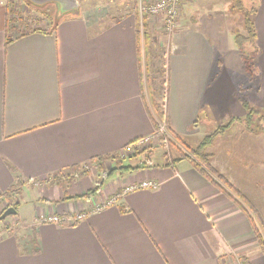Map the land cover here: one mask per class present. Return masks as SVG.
Masks as SVG:
<instances>
[{"label":"crops","instance_id":"crops-1","mask_svg":"<svg viewBox=\"0 0 264 264\" xmlns=\"http://www.w3.org/2000/svg\"><path fill=\"white\" fill-rule=\"evenodd\" d=\"M252 2L260 49L256 77L262 85L252 94L253 104L245 101L264 118V0ZM194 4L206 7L205 0ZM138 16L101 22L75 13L55 27L49 24L45 33L13 37L8 7L0 2V195L24 183L15 215L23 232L0 236V264H264L247 210L192 159L178 160L190 155L180 145L162 163L116 170L117 178L84 197L95 185L92 171L81 175L91 159L117 157L129 143L155 131L145 94L163 80L156 58L161 29L155 31L158 19ZM223 20L230 28L225 14L210 25ZM192 21L170 37L167 129L194 149L230 124L206 149L209 164L222 181L250 195L242 182L259 167L253 171L249 163L264 158V120L248 128V110L234 90L232 102L244 108L239 118L226 114L224 124L201 132L200 125L214 119L210 115L219 117L212 107L202 111L218 54L211 38L196 29L197 17ZM223 37L229 44L220 46V57L226 46L238 52L239 70L247 75L233 29L220 30L218 39ZM219 61L216 79L231 68ZM147 180L158 186L132 188ZM80 213L87 215L74 223L45 221Z\"/></svg>","mask_w":264,"mask_h":264},{"label":"rangeland","instance_id":"rangeland-1","mask_svg":"<svg viewBox=\"0 0 264 264\" xmlns=\"http://www.w3.org/2000/svg\"><path fill=\"white\" fill-rule=\"evenodd\" d=\"M78 1L79 7L76 10L67 13H61L59 11V6L56 3H51L49 5L46 4L47 6L44 5V7H38L37 5L31 3L29 0H4V3H6L8 7V12L10 13L11 35L13 37H16L20 32H28L30 30H33L34 27H43L45 29L51 22H54L53 20L56 15H62V17H64L65 15L76 13L82 14L91 19H98L100 17L102 19V21L100 19L101 22L110 19V17L138 15V0ZM194 1L195 0H191L184 3L186 6L184 4L182 5L180 18L176 28H178L181 24V26H193L194 22L192 20L197 17L198 21L197 25H195L196 29L211 38V40L214 42L213 44L216 47V52L218 54V63L215 62L216 72L214 65V73H212L208 82L207 93L203 101L202 111H205V109H207L208 107H212L211 109L214 108V110H218L219 117L210 115L209 118L213 117L214 119H211L210 123L200 125L201 132L203 133L210 128H215V126L220 122L224 124L223 118L227 120V117H225L226 114L231 116H238L237 118H239L241 114L240 111L244 108L232 102V93L234 90L235 92L238 90L236 94H234V96L236 95L240 100H247L250 104H253L254 96L252 94L257 91L258 88L260 89L262 82L258 79V77L252 79L239 70V64L241 62L238 52H234L231 50L229 51L227 50L226 46L222 57H220V46H222L226 41L227 44H229V40H227L228 38L226 37L218 39L220 30L227 28L228 30L233 29V31L235 29L243 31V15L241 13L233 11L231 6L233 0H230L228 3L216 0H205L206 7L204 8H200L195 5ZM243 2L247 7L253 5L252 0H243ZM52 9L53 11H51ZM46 11L51 14L52 19H50L48 16H45L44 12ZM223 14H225V17L228 16L227 21L230 25V28L224 26L226 25V22L224 20L220 21L216 25H210L212 23H216L220 19V16ZM250 17L252 19L251 15ZM154 19H158L159 23V28H157V30L155 29V31H159L160 29L162 31H160V41H162V44L157 42L158 48L156 49V51L158 53L156 58L161 64L162 70L160 74L162 75L163 80L160 83V87H158V84L153 92L150 89L149 93L148 91H146L145 95L151 111L154 113V115H156V111L154 110L152 104L155 101V98L157 99L162 109H165L166 106L165 91L167 83V54L170 50V41L172 37L170 38L166 34L165 28L163 27V20L159 18V16ZM226 33L227 31L225 30V34ZM143 34L145 35V32H143ZM219 60H222L224 64L226 63L231 65V68H224L226 70L224 77L216 79L218 70L221 66V61ZM203 115L204 113L201 114V117ZM259 115L260 114H257L256 117L250 122L247 117L244 120H246L247 125L253 124L260 127L263 125L261 122L264 120V118L260 117ZM203 119H201L202 122H205ZM179 145V143L178 145L171 144L169 140L165 141L163 137L155 134V137L151 139L148 146H141L134 151H130L129 154L125 156V158H123L119 154L120 156L112 157L109 160L107 159L106 161H103L102 164L93 163L92 166L84 167V169L88 170V173L92 171L91 174L94 176L96 184V182L100 181L103 176L109 171L117 169L122 165H135L139 162L141 163L142 161L148 160V158H150V160H152L154 164L162 163V161L168 160V157L172 159L177 151L174 147H180L181 145ZM247 155L250 156V154ZM257 159L261 160L262 163L257 161H254V164L249 163V165H251L249 167H252L253 171L254 165H259V167H256L255 173L251 177H249V179L244 180L245 182L242 183L246 186L247 191L250 193V195H244V199L247 201L252 214L258 219V222L260 223V226L264 231V166H261L264 165V158L261 157V159ZM116 172L118 171L115 170L112 174L108 175L105 181L107 182L108 180L110 181L117 178ZM238 175L241 177V175L244 174ZM214 178L220 181L217 176H214ZM220 183H223V181H220ZM5 207H7V201H5V199H0V213ZM23 225L24 224L21 222L20 218H17L16 216H9L5 220L0 221V232L19 234L23 232Z\"/></svg>","mask_w":264,"mask_h":264},{"label":"trees","instance_id":"trees-1","mask_svg":"<svg viewBox=\"0 0 264 264\" xmlns=\"http://www.w3.org/2000/svg\"><path fill=\"white\" fill-rule=\"evenodd\" d=\"M51 3H48L47 5H49ZM45 5V6H47ZM232 9L234 12H238L241 13L243 15V26H242V30L240 31L239 29H235L234 32V42L236 44L237 49L240 52L241 58H242V62L245 68V71L247 73V75L254 79L257 75V57L260 53V49L257 45V28L254 22V16L257 14V7L256 5H250V7L245 6L243 0H233L232 1ZM40 7V6H38ZM44 7V6H41ZM53 11V9L51 10ZM57 12V11H56ZM58 13V12H57ZM45 16H48L50 19H52L51 14L46 11L44 12ZM250 15L252 16V19L250 17ZM62 15L61 16H57L54 18V22H51L50 24H52L54 27L55 25L58 23V21L60 19H62ZM145 23V22H144ZM55 29V28H54ZM144 32H145V38H146V26L144 24ZM9 31V29H8ZM32 32H41V33H45L47 32V28H43V27H34L33 30H30ZM28 31V32H30ZM28 32H20L18 34V36H24L25 34H27ZM11 36V35H10ZM16 36V37H18ZM12 39L9 38L7 39V43L11 42ZM167 92V86H166V91H165V96ZM242 104L246 107V109L248 110V114H247V118L249 119V122L251 120H253L256 115L258 114L255 110H253V108L250 106V104L248 102H246L245 100H242ZM153 107L154 110L156 111V115L155 118L153 116V120H154V124H155V129L158 127V123L159 121H165L166 122V114H165V109H162L161 106L159 105V103H157L156 101H154L153 103ZM262 117V116H260ZM236 119H234L235 121ZM233 121V122H234ZM230 124H226L221 126L220 128H218L215 132L207 135L206 137H204V139L199 143V145L196 148H190L185 141H183V139L180 136H176L173 133H171L170 131H168L169 135H170V139L169 141L171 142V144H180L183 148H185L186 150H188L190 152V155H186V154H182L178 160L181 159H185V158H189L192 159L193 162L195 163L196 168H198V170H200V172H202L203 175L209 177L215 184H218L219 187L221 186L220 181H222V176H220L219 174H217L211 167L209 164V159L211 157V154L208 153L206 151V149L212 144L214 138L220 134L221 132H224ZM253 124H248V128H250ZM136 141V140H135ZM133 141V142H135ZM131 142V143H133ZM130 143V144H131ZM118 156H120L118 154ZM113 156H111L110 158H112ZM125 158V157H124ZM109 160V157H105V159H101L99 157L97 158H93L91 159V162H98V163H103V161ZM102 161V162H101ZM150 158H148V160L142 161L141 163L133 166V165H122L119 166L117 169H113L112 171H109L107 174H105L103 176V178L100 181H97L96 184L94 185V187L90 190H88L85 194L84 197L88 198L90 196L95 195L102 187V185L106 182L105 180L107 179V176L112 174L115 170H121V171H132V170H138V169H142V168H146L151 166L150 165ZM84 167H87V165H85ZM84 167L82 168V173L81 175L87 174L88 170L84 169ZM77 168H75L74 170H76ZM72 170V169H70ZM73 170V171H74ZM60 176V175H59ZM214 176H217V178L220 180L218 181L217 179L214 178ZM23 185L24 183L21 181H18L16 184H14L13 186H11L3 195H0L1 199H5V201H7V207H14L15 209H18L19 203L16 201L17 197L20 196L22 190H23ZM223 185L224 186H228V189H231V194H234L235 196H237V198L240 201V205L241 207L245 210H247V213L249 215L250 221L252 223V227H253V231L255 234V237L258 241V244L262 250V253L264 254V231L262 229V227L260 226V223L258 222V219L250 213V211L248 210L249 205L247 203V201L244 199V196L237 191L236 189H234L231 185H228L227 182L223 181ZM223 186V190H227L228 189H224L225 187ZM72 197L67 196L66 199H70ZM5 208V209H6ZM3 209L0 213V215L3 213V211L5 210ZM250 209V208H249Z\"/></svg>","mask_w":264,"mask_h":264},{"label":"built area","instance_id":"built-area-1","mask_svg":"<svg viewBox=\"0 0 264 264\" xmlns=\"http://www.w3.org/2000/svg\"><path fill=\"white\" fill-rule=\"evenodd\" d=\"M188 1L191 0H138V15L140 16L142 21L149 20V18H156L157 16H159V18L163 20V27L165 28L166 34L168 35V37H171L176 30L175 29L176 26L178 25L182 5ZM0 2H4V0H0ZM155 134L160 135V137H163L165 141L171 138L168 133V129L166 127V122L159 121L158 127L151 135L137 139L135 142L131 144L129 143L120 153V155L124 158L129 154L130 151H134L135 149H138L141 146L144 147L148 146L151 139L155 137ZM157 186L158 184L155 181L147 180L141 182L139 185L137 184L133 185L132 188H137V187L156 188ZM115 200L116 198H113L110 200L109 203L114 202ZM86 215H87L86 213H80L77 216L73 217L72 219H67L62 216L53 215L50 218L46 219L45 221L60 223V224L63 223L64 221H69L74 223L76 221L82 220L83 218H85ZM2 234L4 233L0 232V236H2Z\"/></svg>","mask_w":264,"mask_h":264},{"label":"water","instance_id":"water-1","mask_svg":"<svg viewBox=\"0 0 264 264\" xmlns=\"http://www.w3.org/2000/svg\"><path fill=\"white\" fill-rule=\"evenodd\" d=\"M31 3L37 6H44L48 3H56L59 6L61 13H67L76 10L79 7L78 0H29ZM18 211L14 207L10 206L6 208L0 215V221L5 220L9 216L17 215Z\"/></svg>","mask_w":264,"mask_h":264}]
</instances>
